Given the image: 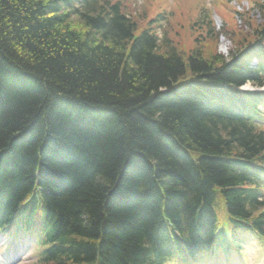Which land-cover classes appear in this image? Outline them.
Segmentation results:
<instances>
[{
	"label": "trees",
	"instance_id": "trees-1",
	"mask_svg": "<svg viewBox=\"0 0 264 264\" xmlns=\"http://www.w3.org/2000/svg\"><path fill=\"white\" fill-rule=\"evenodd\" d=\"M247 60L184 59L109 0H0V202L28 228L41 212L39 260L142 264L181 243L195 254L218 198L264 235L250 189L264 133L248 94L220 87L263 84Z\"/></svg>",
	"mask_w": 264,
	"mask_h": 264
},
{
	"label": "rangeland",
	"instance_id": "rangeland-1",
	"mask_svg": "<svg viewBox=\"0 0 264 264\" xmlns=\"http://www.w3.org/2000/svg\"><path fill=\"white\" fill-rule=\"evenodd\" d=\"M125 10H130V8L134 6H138L140 9L137 10L138 16L141 17L143 15L149 16L151 15L155 10L156 6L154 3L150 2V0H118ZM196 0H169V3H167V6H177L180 11H176V16L178 17V21L176 24H174V27L168 31V37L170 39H176L178 41H181L182 43H186L188 39H186L183 35H194L196 34L195 31L189 30V24L195 19L197 15V9L194 8V3ZM203 7H206L207 9H212L214 7V1L215 0H201ZM225 11L228 12L229 15L235 16L233 12H230L228 8H225ZM229 15H221L223 19L226 21L227 25H232V21L230 20ZM234 20V19H233ZM239 21V20H238ZM245 22L250 20H244ZM236 22V23H235ZM241 21L237 22L234 21L232 25V29L234 32V38H237L239 36L238 32L242 31L241 26L237 25L240 24ZM216 53V50L212 47L205 48L204 56H209L210 54ZM249 258L251 261H253V256L249 255ZM28 264H37L35 261L30 262Z\"/></svg>",
	"mask_w": 264,
	"mask_h": 264
},
{
	"label": "bare ground",
	"instance_id": "bare-ground-1",
	"mask_svg": "<svg viewBox=\"0 0 264 264\" xmlns=\"http://www.w3.org/2000/svg\"><path fill=\"white\" fill-rule=\"evenodd\" d=\"M161 200H163V198H162ZM3 207H4V209H6V210L10 208V207L7 206V204H5V203L3 204Z\"/></svg>",
	"mask_w": 264,
	"mask_h": 264
}]
</instances>
